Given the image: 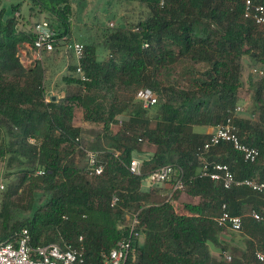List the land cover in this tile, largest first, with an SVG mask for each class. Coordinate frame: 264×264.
I'll list each match as a JSON object with an SVG mask.
<instances>
[{"label":"trees","instance_id":"16d2710c","mask_svg":"<svg viewBox=\"0 0 264 264\" xmlns=\"http://www.w3.org/2000/svg\"><path fill=\"white\" fill-rule=\"evenodd\" d=\"M27 1L30 11L52 17L57 31L69 35L72 0ZM132 2L137 4L133 22L123 16L125 23L118 27L84 32L83 68L90 80L83 82L75 64L68 65L56 84L63 97L47 92L59 47L25 66L19 50L33 46L34 34L20 31L15 16L0 9V161L11 178L0 200V241L24 228L33 245L76 246L83 236L88 263L104 264L102 252L142 235V246L138 238L132 243L141 264H150L153 250L159 249L170 252L172 264H264L255 257L257 250L264 251V224L249 216L264 211L245 213L236 202L245 196L264 204V194L224 189L200 175L197 157V149L210 138L206 128L232 118L242 141L259 150L258 159L244 161L229 143L213 148L209 158L228 164L238 178L264 175V77L253 86L252 116L236 113L244 58L264 65V26L245 18V0H166L164 6L160 0H111L109 6ZM254 2L264 5V0ZM181 66L179 80L173 74ZM68 87L80 92L68 95ZM145 88L158 97L150 109L136 99ZM74 102L81 104L86 121L105 122L107 130L120 121L118 132L107 137L109 149L100 153L105 165L100 176H88L76 162L77 154L88 152L74 124ZM141 141L156 150L143 160L142 174L135 175L129 166ZM166 166L175 169L174 177H182L183 191L203 200L184 205L190 215L176 212L164 188L143 189V180ZM20 190L26 206L16 198ZM79 194L85 199L74 198ZM224 204L243 217L241 241L215 220ZM128 215L133 216L129 224Z\"/></svg>","mask_w":264,"mask_h":264},{"label":"built area","instance_id":"2783aa9c","mask_svg":"<svg viewBox=\"0 0 264 264\" xmlns=\"http://www.w3.org/2000/svg\"><path fill=\"white\" fill-rule=\"evenodd\" d=\"M166 0H160V6H164ZM245 18L253 20L257 25L264 26V5L255 4L254 0H245ZM34 44L31 47L34 53V59L40 60L44 52H52L56 47L64 46V48L73 55L76 74L83 82L90 79L86 76L83 68V60L85 57V46L80 41L74 44H68L71 39L69 35H61L57 29L48 21L40 20L33 28ZM22 62V60H21ZM23 63V62H22ZM262 74V72H260ZM136 99L141 103L144 109H150L157 104L158 97L156 93L149 89H141L136 94ZM241 107L236 108V113L241 111ZM222 143H229L238 151L244 161L254 163L258 159L260 153L255 147H252L242 141L239 135V128L232 118L225 123L214 128L210 138L197 149V157L201 162L200 175L209 177L212 181L222 185L226 190L232 189H249L259 194H264V175L254 178H238L226 163L216 162L210 159L209 155L213 148ZM143 160L133 157L129 166L131 173L135 175L142 174ZM105 165L101 161L100 153H87V167L85 173L90 176H100L104 173ZM175 169L172 166L161 167L148 176V180L152 186L173 184L174 191H183L185 187L184 180L174 177ZM175 181V182H173ZM5 185L0 182V200L4 193ZM118 198L112 199L115 205ZM254 220L264 224V214L255 210L249 214ZM220 227L226 228L233 232H241L243 228V217L233 215L227 210V205L222 206L221 214L215 219ZM137 224V218L134 216L133 225ZM135 238H139L136 236ZM132 239L119 241L109 252H102L104 264H141L134 259V248ZM132 255V261L129 259ZM226 261H231L232 257L225 254ZM255 257L258 261L264 262V251L257 250ZM0 264H89L86 257V248L84 238H78V244L72 245L65 243H52L48 245H33V238L28 229L24 228L17 236L10 240L0 241Z\"/></svg>","mask_w":264,"mask_h":264},{"label":"rangeland","instance_id":"374dc122","mask_svg":"<svg viewBox=\"0 0 264 264\" xmlns=\"http://www.w3.org/2000/svg\"><path fill=\"white\" fill-rule=\"evenodd\" d=\"M111 0H72V6L75 12L74 17L71 18V32L69 33V37L71 38L68 44H74L75 41H81V38L84 32L96 33L98 34L101 29L108 28L113 29L118 27L120 24L125 23L121 21L120 18L123 16L125 19H129L133 22L135 19V15H137V11L135 13V9L137 4L135 2L125 3L122 7H110ZM14 6V7H13ZM31 4L27 0H0V9L7 8L9 14L14 15L18 21V28L23 32H33V28L37 22L40 20H48L56 29L57 27L54 25L55 20L48 16L47 14L40 12L38 9L30 11ZM13 12L10 11L12 10ZM60 54L57 56L54 61V67H51L48 72L47 79V92L63 97L65 92L60 91V87L56 85L64 75L67 70L68 65L74 64V57L71 53H69L64 46H59ZM19 56L25 66H30L38 60L34 59V53L31 50L29 44L21 47L19 50ZM41 60V59H40ZM202 65H199L198 68H202ZM243 86L239 93V107L242 108L241 111L237 112V114L241 117H250L252 116V111L254 109V88L255 84L264 77V65L262 63L253 64L248 57H245L243 60ZM183 67L181 66L178 72L173 74L174 78L182 77ZM262 72V74H260ZM51 75L53 76V80L50 81ZM252 81V82H251ZM51 82V83H50ZM50 84V85H48ZM68 95H74L80 92V89L77 87H68L67 89ZM75 109L74 113V124L81 129L80 142L82 147L87 152H98L103 153L109 149V143L107 142L108 135L111 133H116L121 128L120 121L118 124H113L110 126V130H107V124L105 122H90L84 119V111L79 102L72 103ZM257 118V115L255 116ZM123 120V117L120 118ZM31 141H35L32 139ZM140 149H149L150 145L147 141L139 142ZM139 152V151H138ZM135 155H137V153ZM139 155V154H138ZM76 162L79 167L85 169L87 167V154L85 156H81L79 154L76 155ZM11 178L8 176V171L6 170V166L4 162L0 161V182L5 185V188L8 187ZM13 183V181H12ZM147 179L143 180L142 185L144 187L148 186ZM5 191V190H4ZM19 195L16 198H20L22 196L21 190L19 191ZM24 193V192H23ZM23 206H26L27 201L25 200V196L21 197ZM75 199L84 200L85 195L79 194L74 196ZM178 201V199H175ZM175 208L182 211V206L178 203H173ZM23 212V210H21ZM251 210H249L250 212ZM23 213L20 214V216ZM128 215L127 222L128 224L131 222L133 216ZM235 239L241 241V236L236 235Z\"/></svg>","mask_w":264,"mask_h":264},{"label":"crops","instance_id":"0c3cea01","mask_svg":"<svg viewBox=\"0 0 264 264\" xmlns=\"http://www.w3.org/2000/svg\"><path fill=\"white\" fill-rule=\"evenodd\" d=\"M213 131H214V127H208L205 130V132L208 135H211L213 133ZM155 150H156L155 146L150 145L149 149H140L139 152L137 153V155H135L134 157H138L142 160L149 159L154 154ZM147 181L149 184L147 187L143 186V189H150L151 187L164 188L165 192H164L163 196L165 195L166 197H168V200H170V202L174 206V209L179 214L190 215V213L185 209L184 205H186V204L199 205L203 202V200L200 197L191 196L185 191L175 192L173 189L172 183L152 186L148 179H147ZM175 199H178V201ZM236 202H237V204H239V207L245 213L248 212L250 209H260V210L264 211V204H260V203H257L255 201H248L245 196L238 197ZM173 203L180 204L182 206L181 207L182 211L175 208V205ZM232 233H234L235 236L239 235V232H233L232 231ZM144 242H145L144 236H142V235L139 236L138 244L140 246H142L144 244ZM243 246H244V244H242L240 246V248ZM133 253H134V259L137 260V255L135 254V251ZM212 253L214 256H219V254H220L219 251L215 250V248L212 249ZM168 254H170V252L167 250H160V249L159 250H153V252L150 256V264H153V263L154 264H172L171 258H169L170 256Z\"/></svg>","mask_w":264,"mask_h":264},{"label":"water","instance_id":"95a60500","mask_svg":"<svg viewBox=\"0 0 264 264\" xmlns=\"http://www.w3.org/2000/svg\"><path fill=\"white\" fill-rule=\"evenodd\" d=\"M54 100H55V98H54Z\"/></svg>","mask_w":264,"mask_h":264}]
</instances>
